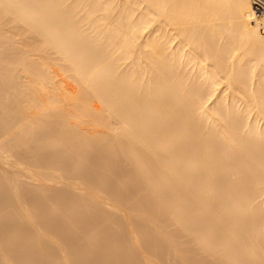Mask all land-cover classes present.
<instances>
[{"label": "bare ground", "instance_id": "bare-ground-1", "mask_svg": "<svg viewBox=\"0 0 264 264\" xmlns=\"http://www.w3.org/2000/svg\"><path fill=\"white\" fill-rule=\"evenodd\" d=\"M0 0V264H264V10Z\"/></svg>", "mask_w": 264, "mask_h": 264}, {"label": "built area", "instance_id": "built-area-1", "mask_svg": "<svg viewBox=\"0 0 264 264\" xmlns=\"http://www.w3.org/2000/svg\"><path fill=\"white\" fill-rule=\"evenodd\" d=\"M254 7L257 12H261L264 10V0H253Z\"/></svg>", "mask_w": 264, "mask_h": 264}]
</instances>
